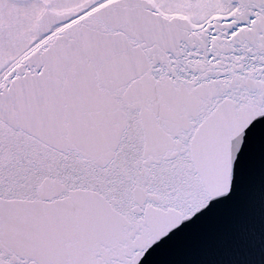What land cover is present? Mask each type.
Here are the masks:
<instances>
[{
    "label": "snow or ice",
    "instance_id": "1",
    "mask_svg": "<svg viewBox=\"0 0 264 264\" xmlns=\"http://www.w3.org/2000/svg\"><path fill=\"white\" fill-rule=\"evenodd\" d=\"M0 264H264V0H0Z\"/></svg>",
    "mask_w": 264,
    "mask_h": 264
}]
</instances>
